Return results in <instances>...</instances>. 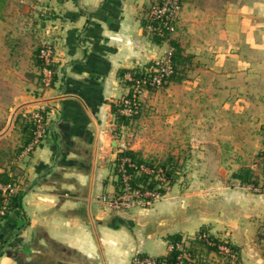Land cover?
<instances>
[{
	"label": "crops",
	"instance_id": "crops-1",
	"mask_svg": "<svg viewBox=\"0 0 264 264\" xmlns=\"http://www.w3.org/2000/svg\"><path fill=\"white\" fill-rule=\"evenodd\" d=\"M161 1L17 0L50 10V19L42 20L50 25L41 22L40 27L44 37L50 34L52 77L48 87L41 84L42 70L36 62L31 64L25 51L14 45L15 36L0 33V83L4 84L1 76H6L8 90L0 149L10 158L22 146L21 142L14 148L5 141L13 133L19 135L17 117L21 122L37 112L44 128L40 141L29 151L31 141L10 160H0V174L16 186L0 219V264H133L134 256L165 257L171 246L167 236L187 233L193 208L180 203L174 194L126 210H114L100 200L121 188L115 169L117 136L129 118L124 122L113 107L127 91L125 76L143 71L170 49L169 40L151 36L145 28L150 6ZM199 1H182L178 25L186 34L199 26L204 39L220 40L207 41L192 52L213 57L205 66L212 75L210 85L226 79L234 86L239 75L250 77L251 71H264V65L258 69L256 61L250 65L240 56L243 45L264 55V45L259 43L264 34H256L258 23H264L258 15L264 11V2ZM20 58L24 61L20 69L28 71L30 78L22 83L29 91L16 96ZM213 94L216 97L207 95L201 104L217 108L224 103ZM177 117L175 113L170 118ZM185 125L182 133L192 135L193 126ZM129 145V151L144 155ZM128 173L134 177L133 171Z\"/></svg>",
	"mask_w": 264,
	"mask_h": 264
},
{
	"label": "rangeland",
	"instance_id": "rangeland-1",
	"mask_svg": "<svg viewBox=\"0 0 264 264\" xmlns=\"http://www.w3.org/2000/svg\"><path fill=\"white\" fill-rule=\"evenodd\" d=\"M245 1L252 0H241ZM36 5L9 0L3 11L5 17L0 22V33L15 36L14 45L25 51L31 64L37 62L35 51L38 46L42 41H49L50 36L44 37L40 27L41 22L43 26L50 25L42 21L50 19V10L44 5ZM258 15L264 19L263 10ZM176 24L175 32L163 40L176 42L177 39L187 60L177 67L175 78L167 79L152 90H144L141 109L136 115L129 116L130 123L127 122L124 131L117 136V152L128 150L129 144L140 148L145 155L140 157L154 166L155 173L136 174L145 180L141 185L163 191L161 179L164 174L169 188L163 191L162 197L174 194L180 203L193 208L191 220L187 218L191 223L187 233L171 234L182 236L177 242L180 250L177 257L182 256L188 264H264V71L259 69L264 65V55L243 45L240 56L250 65L256 61L259 70L251 71L250 77L239 75L234 86L226 79H219V84L212 86V75L205 66L214 61L213 57L194 56L192 52L204 47L207 41L211 44L220 40L204 39L199 26L196 32H181L178 17ZM258 24L256 34H264V23ZM263 42L259 43L264 45ZM21 58L15 77L16 96L29 91L22 83L30 78L28 71L20 69L24 63ZM227 62L228 65L231 61ZM1 77L4 84L0 83V123L6 115L4 105L8 91L6 76ZM128 77L129 74L125 76ZM191 81L196 82L195 87H186V82ZM41 84L44 85L42 81ZM126 85L125 92L128 93L131 88L128 83ZM126 93L116 99V105ZM213 93L222 97L224 103L217 108L212 104H201L207 95L216 97ZM191 102H194L192 107ZM175 113L178 117L172 120L170 117ZM188 123L194 132L186 136L181 128ZM202 126L204 129L200 132ZM5 141L15 148L21 143L20 135L13 133ZM121 143L127 149L120 146ZM162 165L166 166L168 176ZM117 168L116 179L121 182L122 173L120 170L118 173ZM239 169L248 170L252 182L243 184L234 179L232 175Z\"/></svg>",
	"mask_w": 264,
	"mask_h": 264
},
{
	"label": "built area",
	"instance_id": "built-area-1",
	"mask_svg": "<svg viewBox=\"0 0 264 264\" xmlns=\"http://www.w3.org/2000/svg\"><path fill=\"white\" fill-rule=\"evenodd\" d=\"M182 5V0H162L160 3H154L150 6L148 11V23L145 28L149 35L165 38L173 34L177 27V15L180 11ZM171 51L170 49L158 57L156 60L143 70L141 76H133L129 74L126 79L130 85V91L126 93L125 96L121 97L119 104V112L121 115L128 117L130 115H136L142 107V94L144 90H152L157 88L170 77L173 73V65L171 63ZM38 57L43 63L42 65V82L44 85H49L52 77V71L50 69V64L53 58V47L50 41H42ZM31 117L35 123V129L33 131V138L26 148L29 151L30 148L37 144L44 133L42 116L33 112ZM124 149L127 147L121 143ZM117 171H121V188L116 193H107L103 195L100 200L105 202L110 208L114 210L129 209L134 206L145 207L150 205L152 202L160 199L163 196V191L168 190L169 183L165 179L164 174L161 179L162 190H157L155 188H147L142 185L133 186L131 184L132 177L128 173V170L133 171L134 174H140V172L145 171L146 173H153L154 166L147 165L144 163L136 164L130 157L123 156L119 158ZM150 175V174H147ZM16 186L12 182H0V216L5 215L7 204L15 192ZM176 264H183L182 256L177 257ZM186 260V259H185ZM133 264H158L155 259L152 258H134Z\"/></svg>",
	"mask_w": 264,
	"mask_h": 264
},
{
	"label": "trees",
	"instance_id": "trees-1",
	"mask_svg": "<svg viewBox=\"0 0 264 264\" xmlns=\"http://www.w3.org/2000/svg\"><path fill=\"white\" fill-rule=\"evenodd\" d=\"M156 3H160V2H156ZM6 5H7V0H0V19L3 17V11H4L5 7H6ZM147 18H148V15H147ZM169 42H170V51H171L170 58H171V63L173 65V73L170 75V77L168 79H171V78H175L174 76L177 73V67L179 65H181V64L184 65L185 64V60H187V59L185 58V56H183L182 49L180 48L179 44H177V42H174L171 39L169 40ZM40 45L36 49L35 54L37 56L36 57V60H37L36 64H37L39 69H42L43 63L41 62V60L38 57V51H39ZM142 74H143V71L132 73L133 76H141ZM179 79H181V78H179ZM119 107H120L119 104L118 105L115 104L114 107H113V110L116 113V115H119L118 117L120 119H122L124 122H126L128 117H125V116L120 114ZM20 119H21V117H17L16 118L15 126H18V128H17L19 130L18 134L20 135V140H21L20 142H22V146L21 147L24 148V146L29 141H31L32 138H33V131L35 129V123H34L32 117L30 119H27V120H22L21 122H20ZM21 147H19V149H16L13 152L12 157H14V156L19 154V152L22 150ZM263 155H264V152H263ZM123 156L130 157L136 164L144 163V164H147V165H151L145 158L140 157V155H137L136 153H134L132 151H129V150H126L124 152L119 153V158H121ZM12 157L9 158L7 156V153L4 150L0 149V160H10ZM162 166H163L162 167L163 171H165V175L168 176L169 172H168V170H166V166H164V165H162ZM4 176H5L4 174H0V182H4V183L5 182H9V181H7L6 177H4ZM133 176L134 177H132V179H131V184L133 186H137L138 183L140 185L144 184L145 180H143V178H139V177H141L140 175L138 177V175L133 173ZM250 176H251V173H249L248 170H241V169H239L237 172H235L232 175V177L234 179H237L240 183H243V184L252 182V181L249 180ZM168 183H169V181H168ZM152 187L153 186H151V188ZM6 210H7V208H6ZM3 217H4V215L0 216V219L3 218ZM0 239H1V237H0ZM167 239L170 242L171 247L169 249L168 254L165 257H161V258H156L155 259V261L158 264H176V262L178 260L177 256L180 254V250L177 247V242H179L180 236L177 235V234L176 235H171L170 234V235L167 236ZM183 264H188V261L184 259L183 260Z\"/></svg>",
	"mask_w": 264,
	"mask_h": 264
}]
</instances>
